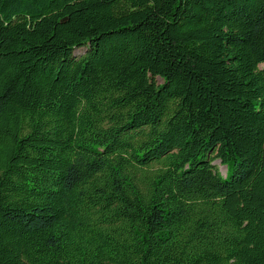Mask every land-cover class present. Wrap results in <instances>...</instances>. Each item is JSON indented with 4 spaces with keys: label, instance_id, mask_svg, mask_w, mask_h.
Masks as SVG:
<instances>
[{
    "label": "trees",
    "instance_id": "1",
    "mask_svg": "<svg viewBox=\"0 0 264 264\" xmlns=\"http://www.w3.org/2000/svg\"><path fill=\"white\" fill-rule=\"evenodd\" d=\"M0 264H264V0H0Z\"/></svg>",
    "mask_w": 264,
    "mask_h": 264
},
{
    "label": "rangeland",
    "instance_id": "2",
    "mask_svg": "<svg viewBox=\"0 0 264 264\" xmlns=\"http://www.w3.org/2000/svg\"><path fill=\"white\" fill-rule=\"evenodd\" d=\"M77 51H79V50H77ZM213 164H214L215 166H217L219 173H220L222 176H225V167L221 166V165L219 164V161H215V162H213Z\"/></svg>",
    "mask_w": 264,
    "mask_h": 264
}]
</instances>
